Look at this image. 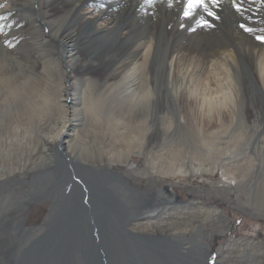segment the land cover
Returning a JSON list of instances; mask_svg holds the SVG:
<instances>
[{
  "label": "rangeland",
  "instance_id": "obj_1",
  "mask_svg": "<svg viewBox=\"0 0 264 264\" xmlns=\"http://www.w3.org/2000/svg\"><path fill=\"white\" fill-rule=\"evenodd\" d=\"M65 1L68 0L57 2L47 0V3L43 4L42 13L45 17L43 21L47 27L49 25V27H60L64 24L65 19L63 18L69 11L68 7L63 11L61 9ZM225 1L219 0L218 5H214L211 0H206L211 11L215 13V17L209 16L203 9H197L191 16L185 17L184 9L187 0H157L156 4L153 3L145 14L142 13L143 16L134 17L131 13H133L134 8L132 7L135 3L126 0L122 11L117 15H108L112 17V21H106L108 17L95 21L96 26L102 25L105 30L98 38L90 40L89 33L85 30H71L75 33V40H69L66 51L71 50L74 56L78 55L79 58H74V61L68 65L72 70L69 74L68 72L65 74L61 68H58L54 61H49L52 60V56L58 58L63 49L60 51L53 44L43 47L45 49L40 48L42 51L38 48L34 49L33 52L38 56L30 60V65L37 70L35 73L37 75L31 80V86H37L36 90L39 94L35 89L17 87V83L23 82L22 78L14 85L15 89L7 93L5 90L9 89L0 84V111L13 104H15L13 108L23 105L22 108H26L36 120L39 117L37 128H31L29 131L26 129L12 130L10 138L13 144L16 143L15 146L21 144L25 147V153L29 156L34 147L33 142L36 141L35 133L41 130L38 133L39 137L48 136L63 116V109L59 108L55 101L57 94L61 96L65 89H68L75 99L79 89L78 82L81 79L85 78L88 79L86 82H92L96 80V77L103 78L105 77L103 74L108 75L111 72L109 68L117 59L118 54L125 53L128 45V41L117 42L118 34L120 36L127 34L123 30L126 27H134V31H138L136 25L139 21L144 26L147 25L146 34L150 35L149 39L153 42V53L148 58L147 65L142 66L136 76L125 80L124 83L132 90L133 94L130 95H135V97L140 94L139 92L144 91L143 86L152 89L155 83L158 88L154 92L151 108L149 107L152 114L151 136L156 137L152 141L150 139V146L146 145L144 156L148 149L154 147L165 158L169 155L168 151L176 152L177 146L181 147L182 139L192 140L191 136L182 133L175 135L163 133V129L170 126L171 122L172 125H177L178 117H183L187 121L193 118V123L196 121L197 124L200 123L197 120L198 111L195 110V105L193 107V103H187V94H184L182 90L177 92L179 88L189 87L190 79L194 81L193 88L197 86L205 89L207 86V92L212 98H222L226 93L223 89L225 84L223 78L225 77L219 68H211L215 62L222 64L221 56L212 57L213 60H208L209 65L206 62L200 65L196 61L176 58L174 60L176 67L171 64L176 50L183 49L184 52L194 50L193 47H199L198 50H202L207 57L213 46L228 44L233 31L237 41H241V47L246 51L245 55L234 54L235 61L232 60L231 65L228 66L234 74L238 109L241 111L239 113L247 118L245 120L250 129L254 124L258 127L254 132L251 129L248 132L249 135L244 137L238 147L241 146L239 149L253 152L258 143L264 145V139L261 140L262 135L259 136L262 132L264 133V83L258 71L259 61L264 54V40L257 39V37H264V30L260 26L261 23L264 25V10L262 9L264 0ZM33 2V0H28V7L31 9ZM237 5L241 8L240 12L236 10ZM204 21L207 22V26L204 25ZM5 22L4 33L0 34V37L6 39L12 36L10 38L12 39L15 36L16 43L15 39L10 40L14 42L12 48L24 60H29L30 57L28 53L26 54V50L33 34L28 29L20 31L22 25L17 23L18 19L14 16H8ZM105 22L108 23L106 26ZM52 24L58 26H52ZM246 28L252 31H246ZM249 38L258 45L254 49L245 42L246 39L250 40ZM1 45L0 42V50ZM172 49L174 53L170 56ZM92 65L97 70V74L94 72L96 77L88 76L86 71H82ZM130 68L133 69L134 64ZM68 77L70 87H68ZM169 79L172 81L169 82ZM116 83L118 80H110L108 85L114 86ZM51 87L59 89L54 92ZM39 96L42 100H39ZM64 100L62 102L66 103ZM73 101L76 106L67 108L64 113L70 115L73 124L84 126L85 112L80 110L81 106H78L77 99ZM28 104L32 105H30L31 108ZM67 104H69L68 101ZM142 108L140 105H132L131 110L139 114L142 113ZM42 131L46 134L44 135ZM14 135L18 138L14 139ZM118 148L120 149L119 145ZM27 155L23 157L25 160L29 158ZM144 156L132 153L126 164H115L106 172L113 175L116 173L124 175L130 187L144 192L146 199L137 198L118 180L105 181L97 178L95 184L91 182L90 184L83 179L80 181L75 176L74 168L68 167V179L70 178L71 182L64 184L63 189L59 188L63 183L62 181L58 183L59 171L53 168L48 178L42 179L40 183L42 193L30 200L29 194L35 182L34 175L40 174V171L16 173L17 176L10 178L8 184L0 186V213L4 210L8 211L6 217L4 216L5 218L0 221V264H250L257 257L260 260L253 264H264V165L261 170L256 162L255 172L246 179L241 176L240 172L239 182L243 186L242 189L240 186L238 190L232 177L222 175L220 166L215 173L207 172L187 178L170 179L154 175L161 179L158 182H152V177L146 172ZM61 159L67 161L66 157L63 159V156ZM39 161L41 160L37 162ZM133 164L135 168L128 169ZM195 164L198 166V162ZM205 165L209 169L212 167V162L207 161ZM167 185L173 186L175 190L170 189L165 192L163 189ZM158 190L161 191L158 192ZM7 198L8 201H6ZM51 201L54 203V208L49 216L53 207ZM193 202L202 207L217 208L219 212L214 219L201 222L193 227L189 222L187 211L179 209V206L193 204ZM48 216L49 220L46 221ZM139 224L145 225L142 230L135 228ZM40 228H42L40 233L29 235L31 230L35 231ZM246 242H249L250 247L245 245ZM205 245L208 250L205 249Z\"/></svg>",
  "mask_w": 264,
  "mask_h": 264
},
{
  "label": "bare ground",
  "instance_id": "obj_2",
  "mask_svg": "<svg viewBox=\"0 0 264 264\" xmlns=\"http://www.w3.org/2000/svg\"><path fill=\"white\" fill-rule=\"evenodd\" d=\"M33 1L34 2L31 9L30 7H28V0H0V16H14L18 19L17 23H21L22 25V29L20 31L28 29V31L34 36H32V38L30 39L31 43L27 46L26 50V54L28 53V57H30L29 60H24V58L19 56V54L17 55V51L12 48L14 46V42L16 43L17 41L15 39V36L12 38L15 39L14 42L10 41L12 40L10 39L12 36L7 37L6 35L7 40L5 39V37H0V42L2 44V48L0 50V84L9 89L5 90L6 93L7 91L15 89L14 85L21 78L23 79V82L17 83V87L31 90L37 89L36 85H34L36 87L31 86V80L33 79V77H35V75H37L35 74L37 70L32 65H30V60H33V58H36V56H38L35 54V52H33V50H36V48H38L39 50L40 48L53 44L58 50L61 51V49H63L61 54L58 52V58L52 56V60L49 61H54L55 63H57V67L61 68V70L64 71L65 74L66 72H68V74L72 72L71 68L68 65L74 61V58H79L77 54V56H74L71 50L66 51L69 40H75V33L72 32L73 29L75 31L85 30L87 33H89L90 40L98 38L105 32V30L102 25L96 26L95 21L102 20L105 17H108V15L110 14L117 15L118 12L123 10V3L126 0L65 1L63 3V7L61 6V9L63 11L64 8L68 7L69 11L63 18L65 19L64 24L60 27H49L50 25L47 27V25L43 21L45 17L42 13V6L43 4L47 3V0ZM48 1L57 2L58 0ZM129 1L135 3L132 7L134 8L133 13L131 14H133L134 17H141L143 16L142 13L145 14L151 8L150 6L153 5V3H155L157 0ZM1 7L4 8L2 9ZM262 9L264 10V7H262ZM126 12L130 13L127 10ZM5 21L6 19H0V25H6ZM106 21H112V17H108ZM107 24L108 23L105 22V26ZM137 24L138 25L136 26L138 27V31H134V27H126L123 30L126 31L127 34L121 36L118 34V37L116 38L117 42L124 43L128 41V45L127 49L125 48V53L118 54L117 59L109 68L111 69V72L108 75L103 74L105 76L103 78L96 77L97 75H95L94 72H96L97 74V70L93 65L82 69V71H86V74L88 76L96 77L95 81L93 80L92 82H86V80L88 79H85L83 76L84 79H81V81L78 82L79 89L76 93L77 98L75 97V99H77L78 101V106H81L80 110L85 112L86 117L84 118V120L86 121V123L84 126L75 125V123L73 124V120L70 115H67L68 113H64L67 111V108L76 106V103H74V101L72 102V100H75L74 97L70 95V91L68 89L64 88L65 92L63 95L60 96L59 94H57L58 97H56V99L53 98L55 99V101H57L58 107L63 109V116L61 120L55 125L54 130H52L50 134L47 133L48 136H46V133L42 131L45 136L39 137L38 133L41 130L35 133L36 141L33 142L34 147H32V150L30 151L31 153L28 156L27 153H25V147H23L21 144L15 146L16 143L15 145L13 144V140L10 138V135L12 133V130L15 129H26L27 131H29V129L31 128H37V123L39 124V117L36 120L33 114L27 111L26 108H22L23 105L21 107L15 106V108H13L12 106L15 105L13 104L9 108H6L4 110L1 109L0 186L8 184L9 179L14 177L16 173H20L23 171H40V174L34 175L35 182L34 185H32L29 194V199L31 200L32 197L37 198L42 193L43 189L40 185L42 179L48 178V175H50V171H53L55 168L59 171L58 183L61 181L63 182L59 188L65 186L64 184H66L67 182H71V180L69 181L70 178L68 179V167H72L75 170V176L78 177L80 181L81 179H83L89 183L91 182L95 184L97 183V178L103 179L105 181L118 180L126 187L125 189H127L131 193H134L137 198L140 197V199H146L145 195L142 194L141 191L132 189L129 183L125 182L124 177H121L120 175H118V173L113 175L110 172H106L109 167L112 168L115 164H126L132 153H137L140 156H144L146 145L150 146V139L152 141V139L156 137L155 135L151 136L152 114L150 108L151 102L153 100L152 98L155 96L154 92L158 89L157 85L155 83H152V89H150L151 87L148 88L147 86H143L142 89L144 91L139 92L140 94L135 97V95H130L133 94L132 90L129 89L124 83L126 82L125 80H130L132 76H136L138 74V71L141 70L142 66L147 65L148 58H150L153 53V42L149 39L150 35L146 34L147 25L144 26L143 23L139 21H137ZM53 25L58 26L56 24H52V26ZM260 26L261 29L263 28L264 30V25L262 23L260 24ZM3 33L4 30L3 32H0L1 35ZM247 39L246 41H244L252 49L258 46L256 45L257 43L252 42L250 38V40ZM195 46H197V43H195ZM193 48L195 49L185 50V53L183 52V49L181 51L178 49L179 51L176 50L175 53L172 49L169 54L170 56H172V54L174 53L171 64H174V60L176 58H179L178 60H191L192 62L196 61L199 62V64H205V62L206 64H208L210 60H213L211 58L215 55L221 56L223 58L222 64L219 62H215V64L211 65V68L213 69L217 67L222 72L220 73L225 77L223 78L225 80L223 89L226 90V93L223 94L222 98H212V96L207 92V86H205V89L198 88L197 86H194L193 88L194 81L192 79H190L189 81L191 84L189 87H183L177 90V92L182 90L184 94H187V103H193V107L195 105V110L198 111L197 120H199L200 123L197 124V121L196 123H193V118H190L189 121H187L183 117H178V120H176L178 122L177 125H172L173 123L171 122L170 126L165 127L164 129L162 128L164 131L163 133H165L166 135H175L182 133L191 136L192 140L189 139L185 141L184 139H182L180 142L182 144L181 147L177 146L178 150L176 152L168 151L167 153L169 155L165 158L163 157L164 155H161L159 151H156L154 147L148 149L144 156L147 175L152 177V182H158L161 179L159 178V176H162V178L167 177L170 179H177L178 177L187 178L205 174L207 172L215 173L220 166L222 169V175L224 177H232L237 185L238 190L240 186V189H242L243 184L240 185L239 182L240 172L241 176L246 179L249 175H252L255 172L256 162L259 165L258 168L261 170L263 169L264 165V145L262 143H258L253 152L239 149V147L241 146L238 147L239 143L244 140V137L249 135L248 132L251 129L254 132L257 131L258 128L257 125L254 124L250 129L247 120H245L247 118L243 117L241 113H239L241 111H239L238 109V97L236 96L237 93L235 92V85L233 81L234 74H232L231 70L228 69V66L231 65L230 62L232 60L233 62L235 61V55H245L246 51L243 49V47H241V41H237V37L234 31L231 34V38L230 41H228V44L222 43L213 46V50L211 49L210 53L207 54V57L202 50H198L199 47ZM197 52L198 55H196ZM201 52L203 55L201 54ZM169 55L167 54L168 58L170 57ZM23 61H25V64H23ZM133 64L134 68L132 69L130 67L131 65L133 66ZM175 64L173 66L177 65ZM33 65L35 66V64ZM258 67L260 78L264 83V54L259 61ZM110 80H118V83H116V85L114 86L108 85ZM168 81L171 82L172 79H169ZM58 89L52 88L54 92H57ZM131 97L134 98L132 99ZM63 99H65L64 101L66 103L62 102ZM39 100L42 99L40 98ZM67 101L69 102V104H67ZM7 103L10 104L9 102ZM38 103H40V101ZM148 103L150 106L148 105ZM30 105L28 104L29 107ZM132 105H140V107H143L141 110L142 113L136 114L135 111H132ZM187 109L188 108H186V110ZM187 122H189L188 124L191 127H188L189 125H187ZM259 136H261V140L264 139L263 132ZM12 138L14 137L12 136ZM16 138L18 137L15 136L14 139ZM29 145L32 146V143L29 142ZM118 145L120 146V149L118 148ZM25 155L29 157L27 160L23 158ZM62 156L63 159L66 157L67 161L65 159V162L62 161ZM59 159H61V161ZM32 160H34L33 163L31 162ZM38 160L41 161L37 162ZM207 161L212 162V167L209 169H207L205 165V162ZM195 162H198V166H196ZM133 168H135L134 164L128 169ZM154 175L159 176L155 177ZM245 187L246 185L244 186V188ZM8 198L6 199V201L10 199ZM92 198L94 197L92 196ZM63 202L61 203L62 206ZM151 202H153L152 199ZM94 205L95 204H93V206ZM106 206H103V208H106ZM179 207V209L187 211L190 218L189 222L193 227L201 222H206L214 219L219 212L217 208L202 207L194 202L193 204L189 203ZM76 208H78V206ZM82 208L83 206L81 207V209ZM7 212V210H4V212L0 213V221L6 217ZM105 220L109 219L105 218ZM141 224L135 226V228L137 230H142L145 225L143 224V226H141ZM40 231H42V228L38 230L36 229L35 231L31 230V233L29 235L33 236L40 233ZM245 245L250 247L249 242H246ZM228 247L229 246H227V248ZM207 248L208 247H206L205 245L206 250H208ZM259 260L260 259L257 257L252 260L250 264L256 263Z\"/></svg>",
  "mask_w": 264,
  "mask_h": 264
},
{
  "label": "snow or ice",
  "instance_id": "obj_3",
  "mask_svg": "<svg viewBox=\"0 0 264 264\" xmlns=\"http://www.w3.org/2000/svg\"><path fill=\"white\" fill-rule=\"evenodd\" d=\"M211 2L214 5H218L219 0H211ZM197 9H203L209 16L215 17V13L211 11L209 8L208 2L206 0H187V5L184 9V15L185 17L191 16ZM236 10L238 12L241 11V8L237 5ZM0 19H7V17L0 16ZM205 26H207V22H203ZM241 27H244V25H241ZM4 26L0 25V32H3ZM246 31H252V29H245ZM257 39H262L264 40V37H257Z\"/></svg>",
  "mask_w": 264,
  "mask_h": 264
},
{
  "label": "water",
  "instance_id": "obj_4",
  "mask_svg": "<svg viewBox=\"0 0 264 264\" xmlns=\"http://www.w3.org/2000/svg\"><path fill=\"white\" fill-rule=\"evenodd\" d=\"M68 87H70V78L68 77ZM118 175H120L119 173H118ZM121 176V175H120ZM121 177H123V176H121ZM126 183H128L127 181H125ZM175 190V188L173 187V186H171V185H167L166 187H164V191L166 192L167 190ZM159 191H161V190H158V192ZM142 194H144L145 195V193L144 192H141ZM52 202V201H51ZM53 203V202H52ZM53 208H54V203H53V207H52V209H51V212H50V214H49V216L52 214V211H53ZM49 216H48V218L46 219V221H48L49 220ZM45 221V222H46ZM50 225V224H49ZM209 252V251H208ZM210 254V253H209Z\"/></svg>",
  "mask_w": 264,
  "mask_h": 264
},
{
  "label": "trees",
  "instance_id": "obj_5",
  "mask_svg": "<svg viewBox=\"0 0 264 264\" xmlns=\"http://www.w3.org/2000/svg\"><path fill=\"white\" fill-rule=\"evenodd\" d=\"M46 206H47V205H46ZM46 206H45V207H46Z\"/></svg>",
  "mask_w": 264,
  "mask_h": 264
}]
</instances>
